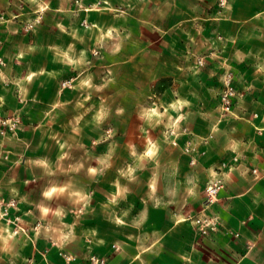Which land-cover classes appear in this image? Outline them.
<instances>
[{"label":"rangeland","instance_id":"rangeland-1","mask_svg":"<svg viewBox=\"0 0 264 264\" xmlns=\"http://www.w3.org/2000/svg\"><path fill=\"white\" fill-rule=\"evenodd\" d=\"M231 3L0 0V264L254 252L249 218L213 212L228 171L264 152V14L219 19Z\"/></svg>","mask_w":264,"mask_h":264},{"label":"crops","instance_id":"crops-1","mask_svg":"<svg viewBox=\"0 0 264 264\" xmlns=\"http://www.w3.org/2000/svg\"><path fill=\"white\" fill-rule=\"evenodd\" d=\"M228 14V17L219 19L231 20L233 23L250 21L264 14V0H232ZM245 145L249 146V144ZM237 149L239 148L233 145L227 146L223 151V156L225 159H230ZM258 154L246 153L249 160L242 158L239 166L228 171L226 188L221 192L218 203L213 207V212L220 214L223 217L222 221L234 228H241L244 220L249 218L248 225L257 231V237H262V240H257V248L254 252L249 251L243 255H239L234 249L225 250L220 255V264H264V152L263 158ZM250 160L255 161L260 169L259 177L251 173V164H248ZM215 238L217 236L211 237L212 240ZM154 244L155 242L151 245ZM220 246L225 248L223 245ZM138 256L139 254L136 255Z\"/></svg>","mask_w":264,"mask_h":264},{"label":"built area","instance_id":"built-area-1","mask_svg":"<svg viewBox=\"0 0 264 264\" xmlns=\"http://www.w3.org/2000/svg\"><path fill=\"white\" fill-rule=\"evenodd\" d=\"M219 182L220 181L217 180L208 186V188H207L208 197L206 200L207 204L213 202L214 199L216 198V196L219 192V188H220ZM196 223L200 224L203 227L204 233L207 232V229H205V228L211 226V221L208 220L207 217H205V216L197 218Z\"/></svg>","mask_w":264,"mask_h":264},{"label":"clouds","instance_id":"clouds-1","mask_svg":"<svg viewBox=\"0 0 264 264\" xmlns=\"http://www.w3.org/2000/svg\"><path fill=\"white\" fill-rule=\"evenodd\" d=\"M85 83L86 84H89V86H90V82L85 81ZM153 149H154V146H153V148H149L148 151L146 152V155L149 156V157L153 156L154 155V150ZM90 171L95 172V169H91ZM63 191H64V189H62V188L58 189L56 187H52L51 189L45 191L43 193V195L46 198H51L55 193H57V192H63ZM44 211H46V210H44Z\"/></svg>","mask_w":264,"mask_h":264}]
</instances>
